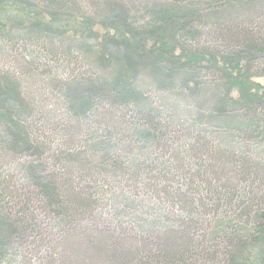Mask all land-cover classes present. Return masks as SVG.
Masks as SVG:
<instances>
[{
  "label": "trees",
  "instance_id": "trees-1",
  "mask_svg": "<svg viewBox=\"0 0 264 264\" xmlns=\"http://www.w3.org/2000/svg\"><path fill=\"white\" fill-rule=\"evenodd\" d=\"M46 1L14 0L11 4L0 0V7H5L0 13V45L2 41L10 42L19 32L21 37L17 40L24 41V45L39 43V47L35 48L39 49V52L28 59L29 62L20 72L0 69V164L5 159L28 158L24 168L30 175V183L34 185L37 195L46 203L50 213L58 219L69 220L76 214L80 216L99 210L97 208L103 205L102 201L105 203L108 198L111 199V187L107 188L108 183L104 184L101 180L109 181L112 169L117 170L116 174L119 176H129L132 172L125 162L120 160L123 157L121 154H113L114 146L111 143L118 142L116 134L119 132H114L115 128H111V116L103 114L101 109L102 114L99 113L98 108L91 105L94 99L104 109L108 102L126 104L134 97L139 104L132 111L144 121L142 125L138 123L137 127L146 128V131L140 132L138 143L150 141L145 148L150 149L151 145L160 151L165 150L168 144L178 143L168 133L170 125L163 124L161 118H158V112L151 107L149 99L152 96L146 97L144 90L140 89L137 76L142 71L157 84L158 88L150 85V90L157 93L167 86L179 88L181 93H185V90L190 92L191 83L194 88L190 97L200 102L198 108L202 111L201 117L207 116L208 120H212L210 124L222 126L229 132L236 130L242 143L248 146L256 140L264 141V89L252 78L257 73L264 75V59L258 61L252 54L264 51V18L260 21L257 19L255 6L251 4L254 0H171L167 5L160 7L158 12L153 13L147 22H141L143 18L139 19L137 15L138 20H129V0H106L105 8L96 14L105 30L113 31L107 32L105 36L108 35L113 40L112 46L117 50L107 54L104 51L109 49L108 45L94 47L87 40L85 28L90 27L89 21H94V18L80 15V19L76 20L74 14L77 13V8L74 5L60 7L63 10L69 7V11H73L64 16L65 11L60 10L58 4L51 3L46 6L43 4ZM131 6L133 8V2ZM247 6L250 9H247ZM8 7H13L14 13L6 11ZM233 7V15H241L234 24L227 15ZM36 8L50 9L51 13L40 14ZM75 20L80 27L76 28V25L70 22ZM8 23L19 25L22 31L13 32L14 28L7 27ZM120 29L129 30L130 36L123 34ZM68 33L78 34L82 40L69 43L70 39L66 37ZM150 39L152 44L147 48ZM55 40H60V46L55 44ZM47 41L53 48L47 46ZM62 42H68L65 50H62ZM45 56L51 58V64L58 63L68 68L73 66L74 71L84 67V72L85 69H90L92 74L96 69L93 75L87 73L89 77L82 76V73L75 76L81 77V80L87 78V87L84 90H74L73 96L77 95L78 100L73 102L70 97V103H67L69 107H63L62 110L73 120H76L78 115H83L86 119L96 118L101 121L99 124L103 123L98 130L93 131L95 134L84 140L85 146L79 147L77 142L66 139L65 136L60 140V144L52 138L47 139V135L39 137L42 118L49 119L50 116L47 112L42 115L41 111H38V100H41V97L24 91L37 87L41 90L39 94L47 91L54 97V92L58 93L63 89V83L67 80L64 76L47 79L45 74L54 73L47 65L48 59H45ZM41 70L43 72H40ZM75 77L72 78L75 80ZM150 90L148 94L152 92ZM233 90L238 92L237 98L231 96ZM3 93H6L5 97ZM203 94L206 95L205 99ZM50 114H54V111ZM62 119L64 117L60 115L58 120L62 122ZM47 122L51 133L63 132L76 136L81 134L74 125L70 128L65 127L64 122L56 123L55 130L51 128V120ZM128 125L130 129L135 128L131 122ZM192 125V128L188 126L191 129L186 130L188 133L183 126L175 130L181 142L187 139L184 144L188 145V149H184L185 158L182 159L175 153L171 155L176 157L175 167L183 171L184 182L200 181L197 182L198 185H206L202 186L206 192L217 191L219 188L216 195L218 198L215 196L214 199H225V207L236 208L237 211H232L229 227L216 226L210 236L215 237L214 239L221 236L224 238L222 240L228 248L225 250L231 257V264H238L235 256L247 258L240 264H253L250 255L252 251L261 249V255L264 252V248L260 247L264 240V191L263 194L254 195V199L252 196L247 199L243 194L239 196V193L244 190L240 188L242 183L249 180L254 182L256 179L259 182L258 179L262 176L253 175L260 172L258 163L254 161L251 164L248 159L241 161L242 167L236 170L235 177L228 175L227 188L223 187L225 176L221 162L232 154L237 155L236 150L230 143L225 147L210 149L208 135L202 133L203 130H198L203 140L199 146L201 139L192 141L195 137L192 136ZM193 151L195 156L186 155ZM209 154L210 157L206 158ZM237 157L238 155L235 159ZM184 165L187 166L185 169ZM156 168L160 176L169 172V167L165 165ZM191 170L194 171L192 178ZM134 173V177L141 175L139 171ZM81 181L88 183L81 184ZM3 183L1 179L0 184ZM215 185L217 187H213ZM234 185H239V188L235 189ZM7 191L8 189L0 190V264L4 263L11 244V234H5L4 230L12 226L10 222L14 225L11 220V208L8 207L7 210L4 203ZM159 192L168 193L166 189ZM210 203L208 205H211ZM173 232L174 230L171 231V234H174L172 238L164 241L163 249L159 250L158 254L138 257L139 252L129 254L122 247L120 252L116 253L115 261H119V264H189L202 244L195 245L189 232L181 238H176V230ZM101 246H105L101 247V250L105 251L109 260L107 262L114 264L110 243H103Z\"/></svg>",
  "mask_w": 264,
  "mask_h": 264
},
{
  "label": "rangeland",
  "instance_id": "rangeland-1",
  "mask_svg": "<svg viewBox=\"0 0 264 264\" xmlns=\"http://www.w3.org/2000/svg\"><path fill=\"white\" fill-rule=\"evenodd\" d=\"M3 1L11 4L14 2V0ZM105 2L106 0H47L43 4H46V6H50L51 3L58 4L59 9L65 11L64 16L73 11H69V7L65 10L60 7L74 5L77 8V13L74 14L76 20L80 19V15L94 18V21L92 19L89 21L90 27L85 28L87 40L94 47L103 44L108 45L109 49L104 51L107 54L117 50V48L112 46L111 42L113 40L108 35L105 36L107 32L113 31L109 29L105 30L101 25V20L97 19L96 13L101 12L105 8ZM132 2L133 8L131 6ZM169 2L171 0H129V3H127L131 7L129 20H135L137 15L139 19L141 17L143 18L141 22H147L153 13L158 12L160 7L167 5ZM251 4L255 6L254 9L256 10L255 15L257 19L259 21L262 20L264 18V0H254ZM3 8L5 7H0V13L3 12ZM13 9V7H8L5 10L14 13ZM247 9H250V7L247 6ZM234 10L235 7L227 13L233 24L239 20L238 18H241V15H233L235 14ZM36 11L40 14L51 13L50 9L36 8ZM133 11L137 13L134 14ZM76 20L70 22L74 23L77 28L80 27V24ZM7 27L14 28L13 32L22 31V28L14 23H8ZM15 29H18V31H15ZM120 30L126 36H130L129 30ZM24 34L23 36H25ZM20 37L21 34L19 32L12 37L10 42H1L0 69L20 72L23 70V66L29 62L28 59L39 52V49H35L39 47V43L38 45L36 43L32 46V42L24 45V41L19 42L17 40ZM66 37L70 39L68 41L69 43H73V40H82L78 34L68 33ZM68 42H62V50L67 48ZM55 44L60 46V40H55ZM151 44L152 41L150 39L147 48ZM48 45L49 43L47 41ZM49 47L52 46L49 45ZM252 54L258 58V61L259 59H264V51ZM45 59H48L46 63L54 73V75L50 73L45 74L47 79L48 77L51 79L53 76L57 78L64 76L67 80L63 83L64 88L60 89L59 94L54 92V97L47 91H42V95L39 94L41 90H38L37 87H32L24 91H30L41 97L42 99L38 100L40 104L37 105L38 111H41L42 115L47 112L50 116L49 119L42 118V129L39 137L47 135V139L52 138L56 143L60 144V140L65 136L66 139L70 138L74 142H77L79 147L85 146L84 140L95 134L93 131L98 130L103 123L99 124L101 121L96 118L86 119L83 115H78L76 120H73L68 118L66 111L63 113L62 110L63 107H69L67 103H70V97L73 102L78 100L77 95L73 96L75 94L74 90H84L87 87V78L81 80V77L75 76L82 73V76L89 77L90 75L87 73L90 69H85L86 72H84L83 67L80 70L74 71L73 66L72 68H68L64 65H58V63H55L56 65L51 64V58L49 56H45ZM40 72H43V70ZM95 72L96 69L92 71V74L91 72L89 74L93 75ZM72 77L76 79L74 80ZM252 78L264 89V75L257 73ZM137 80L140 84V89L144 90L146 97L152 96L149 99L151 101V107H154L155 112H158V118L159 120L161 118L163 124L166 126L170 125V131L168 133L178 143L173 142L172 145L168 144L165 150L163 149L161 151L151 145L150 149L145 148L150 141H140L138 143L140 132L146 131V128L142 126L137 127L138 123L142 125L144 121L132 111L139 104L134 97L133 99H129L126 104L108 102L104 109L94 99V103L91 105L97 107L99 113H101V109L104 112L103 114L111 116V128H115L114 132L115 130L119 132V134H116L118 142L111 143L114 146L112 147L113 154H121L123 157L120 160L124 161L125 165L128 166L127 168L132 172L129 176H119L116 174L117 170L114 171L112 169L111 179H108L109 181L101 180L104 184L108 183L107 188L111 187V199L108 198L105 203L102 201L103 205L100 204L101 206L97 208L99 210L80 216L76 214L74 218H70L69 220L58 219V217L50 213V209L46 206V203L40 200V197L34 189V185L30 183V175L24 168V165L27 164L25 160H28V158L19 157L21 159H5L2 161L3 163L0 164V180L2 179L4 183L3 185L0 184V190L8 189L5 194L6 200L4 203L7 210L8 207L11 208V220L14 221V225L10 222L12 226L6 227L7 230L6 228L4 230L5 234H11V244L8 247V255L3 264H109L105 251L101 250V247H105L101 246L103 243H110L113 262L115 261L116 253L120 252L122 247L129 254L139 252L137 254L138 257L148 256L150 254L156 255L159 253V250L163 249L164 241L167 242L174 235L171 234L172 230L178 232L175 235L176 238H178L177 236L181 238L189 232L192 234L195 245L202 244L198 248V252L194 258L188 262L189 264H231V257L225 250V248H228L222 240L224 238L221 236L219 239H214L215 237L210 236V232L216 226L217 228L229 227V221L232 219V211L237 210L234 206L225 207L223 203L225 199L223 201L214 199L219 188L216 189L217 191L206 192L202 187H206V185H198L200 181H197L198 183L195 180L192 183L184 182L182 177L183 171L175 167V165L177 166L176 157L171 155L175 153L179 154L182 159L183 157L185 158L184 149H188V145L184 144L187 139L181 142L180 137L176 135V131L182 126L185 131H190L191 129L188 126L191 127L195 123L196 125H192V136H195L192 141H196L198 138L201 139L199 140V146L202 145L203 140L199 136L198 130H203L202 133L205 132V135H208L210 149H214V147H225L227 143L233 145L238 157L235 159L237 155L232 154L228 159H224L221 162L225 176L223 183V187L225 188H227L228 175L235 177L237 174L236 170L242 167L240 166L241 161L245 162L248 159L251 161V164L254 161L257 162L260 172H256L253 175L257 177L262 176L258 179L259 182H257V179L254 182H250L249 180L240 186L244 190L242 193H239V196L243 194L247 199L250 196L254 199V195H258L259 193L263 194L264 191V187H262L264 186V181H262L264 174H261L264 173V141L256 140L254 144L248 146L242 143L243 141L237 135L238 132L236 130L232 129L229 132L222 126L210 124L212 120H208L207 116L201 117L200 112L202 111H199L198 108L200 102L190 97L194 88V85L191 83L189 84L190 88H192L189 89L190 92L185 90V93H181L179 92V88L175 89L167 86L164 87L165 89H160L159 91L161 92L157 93L150 90V85L155 87L157 84L154 83L147 73L140 72ZM149 90L152 91L150 94H148ZM6 93H3L4 97ZM237 94L238 92L236 90L231 91L233 98H237ZM202 97L205 99L206 95L203 94ZM136 98L143 100V98ZM53 111L54 114H50ZM59 114L65 119H62L65 127L72 128L74 125L76 130H80V136L59 132L60 136L56 132H50L47 121L51 120V128H55L56 123H62L58 120ZM206 114H208V111H206ZM193 120H198V122L196 123ZM127 121L128 124L131 122L135 128L130 129V126L128 124L126 125ZM204 141L206 142L207 139L205 138ZM142 144H144V148H142ZM195 144L196 142L193 143V145ZM124 151L127 152L125 153ZM186 155L195 156V153L193 151ZM209 157L210 154L206 156V158ZM113 161H111L112 166L114 165ZM140 165L142 166L139 169ZM162 165L169 167V172H165L166 174L160 176L157 173L158 169L156 167H161ZM186 167L184 165L183 169ZM135 171H139L141 175L134 177ZM193 173L194 171L191 170L190 178L194 176ZM75 180L78 182L76 177ZM84 182L88 183L87 181H81L80 183L83 184ZM215 184L221 186L219 183ZM216 185L213 187H217ZM238 188L239 185L235 186V189ZM165 189L168 193L159 192ZM223 194L225 195V193ZM208 201L211 202V205H208ZM260 247L264 248V240L260 243ZM259 250L255 249L250 254L252 257L251 260L254 261L253 264H264V252L261 255ZM235 259L240 264L243 259L247 258L244 256H238L237 258L235 256ZM115 263L119 264V261H115Z\"/></svg>",
  "mask_w": 264,
  "mask_h": 264
}]
</instances>
